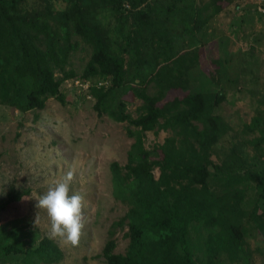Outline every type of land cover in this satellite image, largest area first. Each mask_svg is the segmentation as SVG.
<instances>
[{
  "label": "trees",
  "instance_id": "trees-1",
  "mask_svg": "<svg viewBox=\"0 0 264 264\" xmlns=\"http://www.w3.org/2000/svg\"><path fill=\"white\" fill-rule=\"evenodd\" d=\"M232 2L0 0V105L42 111L52 98L67 103L62 87L69 80L107 79L88 90L94 110L128 124L134 143L127 164L111 165L113 195L128 211L109 230L99 255L106 264H251L249 226L264 232V162L246 157L244 146L264 144L263 118L246 126L262 135L241 140L223 116L225 96L192 90L196 75L216 82L203 68L200 33ZM76 38L92 49L81 74L70 62ZM222 60L214 61L217 74ZM136 100L142 104L133 117L128 108ZM159 131L172 136L148 150L146 133ZM258 178L263 202L249 210L245 193ZM28 196L30 190H11L0 202V222L20 213ZM125 228L127 251L117 254L115 235ZM193 234L201 238L200 257ZM0 250L22 256L21 264H55L64 257L49 237L34 248L7 244Z\"/></svg>",
  "mask_w": 264,
  "mask_h": 264
},
{
  "label": "rangeland",
  "instance_id": "rangeland-1",
  "mask_svg": "<svg viewBox=\"0 0 264 264\" xmlns=\"http://www.w3.org/2000/svg\"><path fill=\"white\" fill-rule=\"evenodd\" d=\"M197 1L203 4L208 0ZM103 15L113 27L114 19L108 12ZM200 37L206 43L204 71L214 76L216 82L212 84L202 79L204 82L196 75L192 90L212 89L211 92L223 94V116L240 134V139L250 142L260 137V130L249 132L246 126L256 117L263 118L264 122V0H233L232 5L206 25ZM75 41L79 45L72 52L71 68L81 74L92 49L79 38ZM220 58H223L222 69L217 74L218 66L214 61ZM107 82V79L69 80L62 87L67 103L62 105L52 98L42 111L22 113L9 105H0V202L13 189L30 190L20 213L0 222V246L14 244L25 249L34 248L44 237H49V218L45 210L35 207V199L61 182L71 170L74 176L69 195L79 193L83 196L82 228L75 245L64 244L59 238L52 239L64 254L55 264H106L99 255L110 238L109 230L128 211V206L113 195L111 165L117 162L125 166L134 143L128 135V124L114 122L107 116L101 118L94 110V100L88 96V90L94 84L106 85ZM141 104L142 101L136 100L128 112L137 117ZM169 136H172L170 131L148 132L145 147L152 150ZM244 151L246 157L258 155L264 162V144L260 148L246 144ZM154 174L158 178L159 171ZM260 182L258 178L248 183L245 202L251 205L249 210L254 205L261 208ZM249 227L251 264H264V232L254 225ZM127 231V228L117 230V254L127 251ZM192 241L193 250L200 257L201 238L193 234ZM22 260L20 255H6L0 250V264H21ZM223 264L240 263L224 260Z\"/></svg>",
  "mask_w": 264,
  "mask_h": 264
},
{
  "label": "clouds",
  "instance_id": "clouds-1",
  "mask_svg": "<svg viewBox=\"0 0 264 264\" xmlns=\"http://www.w3.org/2000/svg\"><path fill=\"white\" fill-rule=\"evenodd\" d=\"M73 176V172L69 170L61 182L35 199V207L45 210L49 218V238H59L64 244L71 245L78 242L82 228L80 213L83 200L79 193L69 195V185ZM34 223L36 225L38 223V214Z\"/></svg>",
  "mask_w": 264,
  "mask_h": 264
},
{
  "label": "built area",
  "instance_id": "built-area-1",
  "mask_svg": "<svg viewBox=\"0 0 264 264\" xmlns=\"http://www.w3.org/2000/svg\"><path fill=\"white\" fill-rule=\"evenodd\" d=\"M98 85H99V86H103V85H104V83H99Z\"/></svg>",
  "mask_w": 264,
  "mask_h": 264
}]
</instances>
